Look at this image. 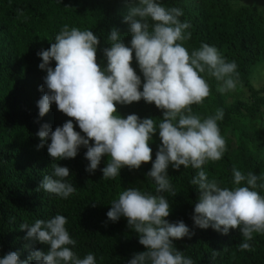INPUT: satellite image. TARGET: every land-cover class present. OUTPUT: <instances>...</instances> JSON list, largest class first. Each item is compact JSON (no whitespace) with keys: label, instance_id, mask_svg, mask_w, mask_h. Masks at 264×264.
I'll use <instances>...</instances> for the list:
<instances>
[{"label":"trees","instance_id":"16d2710c","mask_svg":"<svg viewBox=\"0 0 264 264\" xmlns=\"http://www.w3.org/2000/svg\"><path fill=\"white\" fill-rule=\"evenodd\" d=\"M132 2L0 0V258L11 251L19 252L20 260L27 259L34 250L47 252L49 245L25 239L27 229L21 230L20 224L31 225L37 219L47 220L56 214L67 218L66 228L77 241L73 251L80 258L92 253L96 264H127L134 253L146 250L139 243V235L127 226L126 218L112 222L106 214L111 202L124 189L136 187L157 194L155 182L146 173L162 143L159 131L149 142L150 162L139 169L124 167L120 176L108 180L103 179L101 171L108 161L107 155L102 157L98 169L89 173L85 170L88 165L85 147L81 146L74 159L53 161L47 152L51 141L38 149L41 140L36 135L45 123L54 131L72 119L60 112L54 102L47 114L39 116L37 102L47 91L46 86L44 91L40 90L47 73L38 67L42 60L37 52L48 49L62 27L68 25L69 29L91 30L97 35L100 41L97 62L106 67L103 49L110 47L108 36L113 28L119 30L121 39L130 47V25L123 22V17ZM158 2L166 8L182 9L180 20L191 25L188 29L191 39L183 42L189 54L206 43L218 49L228 62L235 60L238 65L243 87L238 86L234 92H219L222 82L207 73L201 74L210 86V95L203 103L191 105L192 114L203 119L222 108L224 118L218 121V126L227 148L221 160L208 161L203 170L210 180L229 188L233 187L234 166L245 174L251 171L264 177V88H257L252 82L253 75L264 68L261 66L264 64V0ZM55 63L52 61L49 66L54 68ZM131 66L143 84L134 53ZM241 89H247L250 99L241 97L238 92ZM116 107L124 118L136 114L141 119L153 118L157 124L163 119L162 110L143 99ZM73 124L81 132L75 120ZM81 135L85 134L81 132ZM53 163L70 170L67 180L77 191L67 199L37 191L44 175L51 174ZM167 171L176 195L163 193L171 208L166 219L172 223L182 220L194 232L191 238L174 241L185 257H190L194 264H264V234L254 233L250 241L253 250L241 251L239 244L243 237L239 229H230L225 235L211 227H195L191 217L200 193L190 181L197 170L184 166L175 170L169 165ZM257 183H264V178ZM255 190L264 196V188Z\"/></svg>","mask_w":264,"mask_h":264},{"label":"clouds","instance_id":"9594fccd","mask_svg":"<svg viewBox=\"0 0 264 264\" xmlns=\"http://www.w3.org/2000/svg\"><path fill=\"white\" fill-rule=\"evenodd\" d=\"M181 16L182 9L166 8L158 0H133L123 17L130 25V47L113 28L108 36L110 47L103 49L107 62L103 68L97 62L100 41L91 30L64 25L51 46L37 52L42 60L38 67L47 73L40 86L41 91L45 86L47 91L37 102L39 116L47 114L54 102L60 112L72 118L54 131L45 123L36 134L41 140L38 149L51 141L47 152L53 161L74 159L83 146L87 149L85 170L94 173L107 155L101 169L103 179H114L122 168L139 169L152 160L149 142L159 131L162 143L146 173L155 182L157 194L136 187L124 189L106 214L112 222L126 218L127 226L139 235V243L146 249L134 253L127 264H194L174 244L191 238L194 232L182 220L172 223L166 219L171 208L163 193L176 195L169 165L175 170L181 166L197 170L190 181L200 193L191 217L195 227H211L225 235L230 229H239L241 251L253 250L250 241L254 233L264 234V196L255 190L264 188V183H257L264 177L251 171L245 174L234 166L233 187H221L217 180H210L202 166L221 160L227 150L218 126L224 110L218 108L214 115L202 119L192 114L191 108L210 95L202 73L222 82L217 89L221 93L243 87L238 65L206 43L189 54L183 42L191 39V25L181 21ZM133 53L143 84L131 66ZM52 61L56 62L54 68L49 66ZM141 99L162 110L163 119L158 124L153 118L141 119L136 114L124 118L117 113V104L130 105ZM73 120L85 135L74 129ZM69 176L68 167L53 163L51 174L44 175L37 191L67 199L77 191L68 182ZM67 223L64 215L56 214L31 225L20 224L21 230L27 229L25 239L50 247L47 252L31 251L25 260H20L19 252L11 251L0 258V264H96L94 254L80 258L73 251L77 241Z\"/></svg>","mask_w":264,"mask_h":264},{"label":"rangeland","instance_id":"374dc122","mask_svg":"<svg viewBox=\"0 0 264 264\" xmlns=\"http://www.w3.org/2000/svg\"><path fill=\"white\" fill-rule=\"evenodd\" d=\"M245 1H243V3H244ZM261 66H264V64L263 65H261ZM260 68V67H259ZM252 82H253V85L255 86V87H257V88H264V68H262L261 70H260V72H256L254 75H253V77H252ZM243 91H244V93H243ZM242 91V89L241 90H238V92H240L241 93V97H243V99H245V100H248V99H250V95L248 94V92H247V89H244ZM244 94V96H243V94Z\"/></svg>","mask_w":264,"mask_h":264}]
</instances>
